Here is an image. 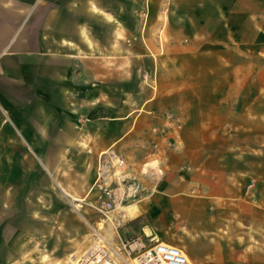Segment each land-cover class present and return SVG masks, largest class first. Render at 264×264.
Returning <instances> with one entry per match:
<instances>
[{
  "label": "crops",
  "instance_id": "crops-1",
  "mask_svg": "<svg viewBox=\"0 0 264 264\" xmlns=\"http://www.w3.org/2000/svg\"><path fill=\"white\" fill-rule=\"evenodd\" d=\"M162 2L0 0V194L11 188L19 199L23 184L44 178L37 169L68 186L90 160L94 180L97 156L109 147L135 172L157 156L164 173L137 204L143 224L131 241L176 246L192 264H264V210L241 200L256 162L245 160L243 124L219 109L221 100L242 98L229 68L264 45V0H172L165 33L176 42L156 63V88L140 92L133 55L156 51L149 39L163 27ZM147 3L144 26L135 5ZM215 3L228 5L226 13L212 15ZM119 35L138 39L127 46ZM165 112L182 122L172 139L179 150L152 131L167 125ZM85 140L96 155L81 148ZM8 212L0 214L2 237L14 229Z\"/></svg>",
  "mask_w": 264,
  "mask_h": 264
},
{
  "label": "rangeland",
  "instance_id": "rangeland-1",
  "mask_svg": "<svg viewBox=\"0 0 264 264\" xmlns=\"http://www.w3.org/2000/svg\"><path fill=\"white\" fill-rule=\"evenodd\" d=\"M142 6L144 9L141 8V5H135L140 9L139 12L137 11V16L143 20L145 26L148 22L150 8L148 3ZM211 6L212 15L218 17L222 11L224 14L226 13L225 9L228 5L215 3ZM174 8L175 4L172 3V0H163L160 5L159 21L163 27L156 31L157 35L149 39L157 46L156 51L145 56L133 55V60L137 63L136 67L132 68V87L137 89L139 87L140 92L141 88H156L159 70L156 63L169 53L171 45L173 46L176 42L172 36L165 33L169 14L174 13ZM117 37L121 41L125 40L127 46L131 43L133 45L138 39L136 36H132L131 39H125L120 35ZM188 38L187 36L183 37V42H187ZM149 40L144 38L143 43L146 44ZM251 50L243 52L248 55L251 61L236 62L237 66L230 67L227 72L228 76L235 75L241 79L238 88H240L239 92L242 93V98L221 100L219 109L222 119L227 118L230 121L232 119L233 122L237 121L243 124L242 133L245 146L242 150L245 157H251L245 160L252 159L256 162L252 165L249 174L245 173L243 176L244 188L249 178H255L257 185L254 193L248 197L243 192L241 200L244 204L264 210V45ZM149 59L153 60L152 68L144 67ZM150 75L151 78H148ZM210 107L216 108L215 101H211ZM232 111H235V114H232ZM166 113L163 114V117ZM171 114L174 118L173 121L164 120L167 125L159 129L158 133L163 136L162 139L166 142L179 136L182 129L179 117ZM240 114L242 115L240 116ZM88 139L91 138L88 137ZM89 144H92L91 140ZM89 144L85 140L82 142L81 148L88 155H96L95 149L89 147ZM169 148L180 149L179 147L176 149L174 146ZM153 160L155 163H151V166L155 168L152 170L151 176L149 178L139 177L140 186L137 191L131 192L125 200L117 203L114 209L104 212H99L93 207L98 194L95 177L92 180L94 160H90L85 165L87 172H84L83 176L74 174V178L77 177L79 181L75 180L68 186L63 185L61 179L54 178V176L37 169L39 176L44 178L37 180L38 184L34 187L23 184L19 190V199H12L11 188L4 189V192L7 191L9 194L7 196L0 194V214L3 212V208L8 209V213L13 218L14 229L12 235L11 227L4 229V237L0 234V264H75V260L79 259L82 264L84 254L86 255L99 242L98 237L105 239L104 242L108 244H106L108 247L110 246L108 250L112 255L119 257L120 254L124 257L126 250L123 244L131 242L134 237L131 232L134 231L136 236L141 233L143 222L138 219L137 204L141 201H148L156 193L157 182L164 173L158 157H153ZM131 206L132 208H130Z\"/></svg>",
  "mask_w": 264,
  "mask_h": 264
},
{
  "label": "built area",
  "instance_id": "built-area-1",
  "mask_svg": "<svg viewBox=\"0 0 264 264\" xmlns=\"http://www.w3.org/2000/svg\"><path fill=\"white\" fill-rule=\"evenodd\" d=\"M163 118L170 122L174 119L169 112ZM159 131L158 128H153V132L157 135H159ZM167 144L170 147L174 146L173 141L168 140ZM153 161L151 159L145 162L141 169L135 172L133 166L114 147H109L100 152L97 157L95 176L98 194L93 207L99 212L114 209L117 203L125 200L131 192L137 191L140 186V176L144 178L151 176L152 170L155 168L151 166ZM255 186V178H249L244 188L246 196L251 197L253 195ZM97 239L99 242L84 256L94 257L92 260H96L95 264H117L118 256L116 257L109 252L110 246L106 245L107 243L104 242L102 237ZM152 241L148 246L141 243L139 239L124 243L126 264H192L178 247L156 239Z\"/></svg>",
  "mask_w": 264,
  "mask_h": 264
},
{
  "label": "bare ground",
  "instance_id": "bare-ground-1",
  "mask_svg": "<svg viewBox=\"0 0 264 264\" xmlns=\"http://www.w3.org/2000/svg\"><path fill=\"white\" fill-rule=\"evenodd\" d=\"M154 162V161H153ZM152 162V163H153ZM155 163V162H154ZM135 206V205H134ZM123 208V207H122ZM130 208H132V206L130 207ZM127 210V209H126ZM129 210V209H128ZM131 210V209H130ZM133 210V209H132ZM135 210V209H134ZM122 212V211H121ZM125 212V211H124ZM128 212V211H127ZM134 212V211H133ZM128 213H130V212H128ZM127 214V213H126ZM127 216V215H126ZM131 216V215H130ZM100 229V228H99ZM95 230H97V229H95ZM98 234V233H97ZM98 240V239H97ZM105 240V239H104ZM94 244V243H93ZM108 245V244H107ZM92 247V246H91ZM91 247H90V249H91ZM111 253V252H110ZM85 255V254H84ZM117 257V256H116ZM83 259V264H95L96 263V260H92V259H94V257L92 258V257H83L82 258ZM80 260V259H79ZM79 260H75V264H81L80 263V261ZM73 262V261H72ZM74 263V262H73ZM116 263L117 264H126L127 263V258L124 256H119L118 257V260L116 261Z\"/></svg>",
  "mask_w": 264,
  "mask_h": 264
}]
</instances>
